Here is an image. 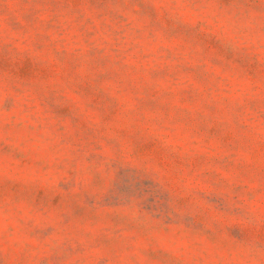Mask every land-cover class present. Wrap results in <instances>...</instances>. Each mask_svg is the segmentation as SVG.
Returning <instances> with one entry per match:
<instances>
[{
	"label": "rangeland",
	"instance_id": "374dc122",
	"mask_svg": "<svg viewBox=\"0 0 264 264\" xmlns=\"http://www.w3.org/2000/svg\"><path fill=\"white\" fill-rule=\"evenodd\" d=\"M0 264H264V0H0Z\"/></svg>",
	"mask_w": 264,
	"mask_h": 264
}]
</instances>
